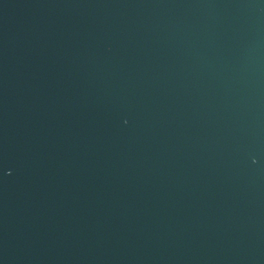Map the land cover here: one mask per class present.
Instances as JSON below:
<instances>
[{
    "label": "water",
    "instance_id": "water-1",
    "mask_svg": "<svg viewBox=\"0 0 264 264\" xmlns=\"http://www.w3.org/2000/svg\"><path fill=\"white\" fill-rule=\"evenodd\" d=\"M0 264H264V0H0Z\"/></svg>",
    "mask_w": 264,
    "mask_h": 264
}]
</instances>
